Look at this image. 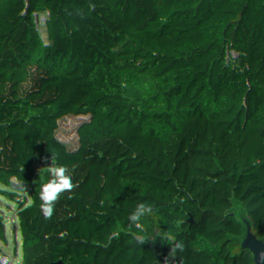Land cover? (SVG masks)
<instances>
[{
	"label": "trees",
	"instance_id": "1",
	"mask_svg": "<svg viewBox=\"0 0 264 264\" xmlns=\"http://www.w3.org/2000/svg\"><path fill=\"white\" fill-rule=\"evenodd\" d=\"M165 5L0 0V264L24 247H47L35 264H248L264 247V0L195 10L203 76L146 56Z\"/></svg>",
	"mask_w": 264,
	"mask_h": 264
},
{
	"label": "water",
	"instance_id": "2",
	"mask_svg": "<svg viewBox=\"0 0 264 264\" xmlns=\"http://www.w3.org/2000/svg\"><path fill=\"white\" fill-rule=\"evenodd\" d=\"M197 32L186 22L169 26L164 30V37L159 45L146 52L148 58L156 59V68L164 71L170 66L176 67L180 61L188 68H194L198 73L203 72L205 58L201 50L190 39Z\"/></svg>",
	"mask_w": 264,
	"mask_h": 264
},
{
	"label": "built area",
	"instance_id": "3",
	"mask_svg": "<svg viewBox=\"0 0 264 264\" xmlns=\"http://www.w3.org/2000/svg\"><path fill=\"white\" fill-rule=\"evenodd\" d=\"M174 1L176 2L174 3L172 0H166V12L171 16L180 15V18L174 23H172L171 21L169 24L164 25L161 28L155 29L152 35L157 39H162L164 37V30L174 24L186 22L191 27L195 28V10L200 8V6L207 0ZM147 33L148 28L145 24L131 26V29L125 39L124 45L122 46V51L124 53L123 60L125 65L124 78L127 77L130 80L134 79L133 64L128 63L125 56L127 49L133 45H138L139 43H141L145 39ZM200 76H203L202 72L200 73ZM206 88H209V85L206 84Z\"/></svg>",
	"mask_w": 264,
	"mask_h": 264
},
{
	"label": "rangeland",
	"instance_id": "4",
	"mask_svg": "<svg viewBox=\"0 0 264 264\" xmlns=\"http://www.w3.org/2000/svg\"><path fill=\"white\" fill-rule=\"evenodd\" d=\"M180 15H174L171 19L172 23L176 22L179 20ZM125 80L127 83H132L135 84V80H130L127 77H125ZM6 144L4 145H0V168L2 171L5 172L4 170V165L2 163V153L3 150L5 148ZM47 250V247H24L21 248L20 250H18L16 252V260H15V264H35V260L37 258V256L43 252ZM259 254V258L258 260L254 258L255 255ZM248 264H264V247H262L261 249H259L257 252H255L251 257H250V261Z\"/></svg>",
	"mask_w": 264,
	"mask_h": 264
},
{
	"label": "clouds",
	"instance_id": "5",
	"mask_svg": "<svg viewBox=\"0 0 264 264\" xmlns=\"http://www.w3.org/2000/svg\"><path fill=\"white\" fill-rule=\"evenodd\" d=\"M50 172L53 174L54 177L58 178V181L60 184L59 192L72 190L74 185L72 183L71 176L69 174H67L68 170L65 167H63V166L54 167V168L50 169ZM47 187L48 186L45 185V188H47ZM41 199L45 201V203L42 206L44 214L46 217H50L52 214V201L47 200L44 191H42V193H41ZM140 207L143 208V205H141ZM133 219H135V216L133 217ZM176 248L182 249V245L177 244Z\"/></svg>",
	"mask_w": 264,
	"mask_h": 264
},
{
	"label": "snow or ice",
	"instance_id": "6",
	"mask_svg": "<svg viewBox=\"0 0 264 264\" xmlns=\"http://www.w3.org/2000/svg\"><path fill=\"white\" fill-rule=\"evenodd\" d=\"M49 198H51V195L49 196Z\"/></svg>",
	"mask_w": 264,
	"mask_h": 264
}]
</instances>
